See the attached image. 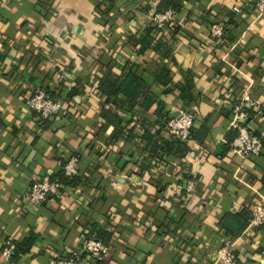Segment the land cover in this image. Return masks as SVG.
Returning a JSON list of instances; mask_svg holds the SVG:
<instances>
[{
  "label": "crops",
  "instance_id": "0c3cea01",
  "mask_svg": "<svg viewBox=\"0 0 264 264\" xmlns=\"http://www.w3.org/2000/svg\"><path fill=\"white\" fill-rule=\"evenodd\" d=\"M166 1L0 0V264H51L100 229L112 234L105 264H219L213 256L226 239L239 264H264V229L233 240L218 226L264 198V151L231 152L233 104L245 96L261 102L244 123L264 140V17L253 0L161 9ZM169 10L171 24L150 29ZM216 21L230 22L219 49L208 43ZM128 73L143 83L133 107L121 94L107 104L101 83ZM38 87L76 95L40 120L26 105ZM106 107L122 132L101 114ZM194 109V137L168 136L165 116ZM72 157L82 184L30 204L31 183Z\"/></svg>",
  "mask_w": 264,
  "mask_h": 264
},
{
  "label": "built area",
  "instance_id": "2783aa9c",
  "mask_svg": "<svg viewBox=\"0 0 264 264\" xmlns=\"http://www.w3.org/2000/svg\"><path fill=\"white\" fill-rule=\"evenodd\" d=\"M257 12L264 17V0H254ZM173 12L156 13L152 16V23L159 30H164L173 20ZM227 35V23L216 21L210 27L208 43L211 47L219 49L225 44ZM67 97L51 94L46 88L38 87L27 99L26 105L33 111L40 120H50L68 104ZM245 108H252L261 112L262 105L258 100L245 96L242 101L233 104L236 121L234 130L237 136L232 143L231 152L242 157H259L264 151L263 139L250 133L244 123L248 114ZM198 118V110H180L177 114L166 121L165 131L168 136L188 143L192 138V129ZM79 159L72 157L63 164V175L69 180H74L79 176ZM195 182L190 181L188 188L193 191ZM65 195L64 186L58 180H52L50 176H43L33 181L27 192V200L34 206L45 203L49 197L62 198ZM264 225V198L254 205L253 217L249 225L250 230H255ZM233 242L226 239L221 248L213 256V261L219 264H239L238 256L233 248ZM16 250L14 243L7 242L3 251L5 261L10 262ZM110 247L104 242L93 238H87L76 252H68L64 256H59L51 264H86L85 258H94L103 263L109 254Z\"/></svg>",
  "mask_w": 264,
  "mask_h": 264
},
{
  "label": "trees",
  "instance_id": "16d2710c",
  "mask_svg": "<svg viewBox=\"0 0 264 264\" xmlns=\"http://www.w3.org/2000/svg\"><path fill=\"white\" fill-rule=\"evenodd\" d=\"M178 4H179V0H169V1H166L165 3L164 2L161 3V9L166 10V9H170V7L175 9ZM252 5L255 8L254 0H253ZM229 23L230 22H228L227 24V32L230 26ZM150 27H151L150 29H153V30L156 29L155 25L153 26L151 25ZM147 37L148 38L146 39H149V42L150 40L152 41V38L150 37V35H148ZM226 41L227 40L225 39V42ZM142 87H143V83L140 81L138 76H136L133 73H130V74L128 73L126 74V76L121 82H118V80L103 81L100 85V92L106 98L107 104L110 103L111 98L121 94L127 98L129 107H133V105L137 101V98L140 95ZM75 95L76 94L71 91L69 96H67L68 101H73ZM59 96H61V94ZM149 106L150 104H148L147 106L145 105L144 108L148 109ZM129 107L127 111H129ZM244 110H245V113H247L248 115H250L253 112L252 110H250V108H245ZM101 114H103V117L107 120V123H110L111 125L115 126L119 131L122 132V130L124 129L122 127V120L118 118L117 116H115L110 108L109 109L107 107L103 108ZM164 119H165L164 120V126H165L166 121L169 119V115H166ZM194 132H195L194 129H192V137H194ZM236 133L231 135L230 140H232L235 137ZM176 144L178 145V147L183 146V144L180 142H176ZM51 179L60 181L63 184V186L73 187L71 185L75 184L77 181L80 184H82V181H81L82 178L80 176V167H79V176L74 180H69L68 178L64 177L63 168H62V171L58 175L52 176ZM252 217H253V211L249 209H244L240 213L228 212L219 220L218 226L220 227L222 231H224L227 234L228 237L232 238L233 240H236L239 237H241V235H243L244 232L249 228ZM263 229H264V225L258 228L259 231H262ZM95 237L96 239L108 245L109 241L111 240L112 234L109 232H106L105 230L100 229L96 232ZM97 264H105V263L97 262Z\"/></svg>",
  "mask_w": 264,
  "mask_h": 264
}]
</instances>
